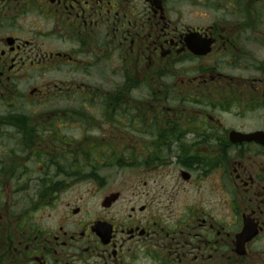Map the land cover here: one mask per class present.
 I'll use <instances>...</instances> for the list:
<instances>
[{"label":"flooded vegetation","instance_id":"flooded-vegetation-1","mask_svg":"<svg viewBox=\"0 0 264 264\" xmlns=\"http://www.w3.org/2000/svg\"><path fill=\"white\" fill-rule=\"evenodd\" d=\"M0 264H264V0H0Z\"/></svg>","mask_w":264,"mask_h":264},{"label":"rangeland","instance_id":"rangeland-1","mask_svg":"<svg viewBox=\"0 0 264 264\" xmlns=\"http://www.w3.org/2000/svg\"><path fill=\"white\" fill-rule=\"evenodd\" d=\"M126 163H128L127 161H126ZM125 163V164H126ZM134 170H135V168H134V166H130V165H125V167H118V169L116 170L115 169V172H116V175H115V178H117V179H124V178H126V177H130V173L131 172H134ZM170 181V179H167L166 180V182H169ZM167 195H168V193H166V194H161V199L163 200V201H165V202H167Z\"/></svg>","mask_w":264,"mask_h":264}]
</instances>
